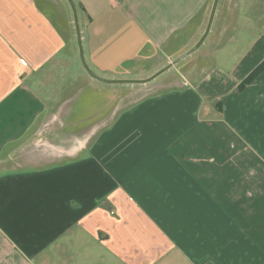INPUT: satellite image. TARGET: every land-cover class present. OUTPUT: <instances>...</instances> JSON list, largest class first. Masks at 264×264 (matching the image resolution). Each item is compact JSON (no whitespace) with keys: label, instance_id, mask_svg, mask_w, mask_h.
Listing matches in <instances>:
<instances>
[{"label":"crops","instance_id":"crops-1","mask_svg":"<svg viewBox=\"0 0 264 264\" xmlns=\"http://www.w3.org/2000/svg\"><path fill=\"white\" fill-rule=\"evenodd\" d=\"M72 1L0 0V264H264V0Z\"/></svg>","mask_w":264,"mask_h":264},{"label":"rangeland","instance_id":"rangeland-1","mask_svg":"<svg viewBox=\"0 0 264 264\" xmlns=\"http://www.w3.org/2000/svg\"><path fill=\"white\" fill-rule=\"evenodd\" d=\"M76 29H77V25H76ZM78 29H79V24H78ZM226 42L227 41H224V42L221 43L222 44L221 45V48H220L221 50H223V49H226L227 50V46H225V44H227ZM217 49L218 48L216 46L209 45L207 43L206 44H202L198 48V50L194 53V56L193 57L194 58H196L197 56L199 57V59L196 58L195 60L197 62H200V67H199L200 69H201V66L203 65V66H205V68H206V70L208 72H210L212 70V68H213V63H212V60H213V52H215ZM190 57H192V56H190ZM184 61L185 60H183L182 62H180L181 63V64H179L180 67L184 63H186ZM170 67H168V68L170 69ZM168 68H166V69H168ZM179 76L180 75L177 72H173V70H168L165 74H162V75L159 74L156 77H154L153 79L147 81L146 84H139V82H136V83H128L127 84L128 85L127 87L129 89L128 90L129 92L127 93L128 94L127 97H134V95L135 96H138L139 94H143V93L149 94V93H155V92H158V94L163 95L162 97L170 96L169 94H170L171 90H167V89L166 90H164V89L163 90L162 89H157V85L159 86L161 84H166V87H169V86H167V83L168 82L172 83L176 79V77H179ZM142 79H145V78H142ZM180 79H182L181 76H180ZM140 87H141V89H140ZM178 93H179V91H178ZM136 94H138V95H136ZM158 94H155V95L158 96ZM155 95H151V97H155ZM164 95H166V96H164ZM171 97L172 98H176V96H174V97L171 96Z\"/></svg>","mask_w":264,"mask_h":264},{"label":"water","instance_id":"water-1","mask_svg":"<svg viewBox=\"0 0 264 264\" xmlns=\"http://www.w3.org/2000/svg\"><path fill=\"white\" fill-rule=\"evenodd\" d=\"M69 1H70L71 5H72V8H73L74 17H75V22H76V25H77V32H78V34H79L78 21H77V11H76V8H75V5H74L73 1H72V0H69ZM217 2H218V0H214V2H213L212 11H211V14H210V17H209V21H208V24H207L206 29H205V32H204L205 35L207 34V32H208V30H209V28H210V24H211V21H212V18H213V15H214L215 9H216V4H217ZM78 38H79V36H78ZM79 47H80V50L82 51L80 41H79ZM195 48H196V46L193 47L192 49H190L189 51H187L186 53H184L183 55H181L180 57L174 59V60H173L171 63H169L166 67H164V68L158 70L156 73H154V74L151 75L150 77H147V78H145V79H133V80H128V82H147V81L153 79L154 77H156L157 75H159L161 72H163L166 68H168V67H170L171 65L175 64L178 60H180L183 56H185V55H187L188 53H190V52H191L192 50H194ZM81 58H82V61H83L84 65H85L86 69L89 71V73H91L94 77L100 78V77H98L97 75H94V74L92 73V71H90V69L87 67V65H86V63H85V61H84V59H83L82 52H81Z\"/></svg>","mask_w":264,"mask_h":264},{"label":"trees","instance_id":"trees-1","mask_svg":"<svg viewBox=\"0 0 264 264\" xmlns=\"http://www.w3.org/2000/svg\"><path fill=\"white\" fill-rule=\"evenodd\" d=\"M264 69V59L246 76V78L238 86L241 89L245 84L251 82Z\"/></svg>","mask_w":264,"mask_h":264}]
</instances>
